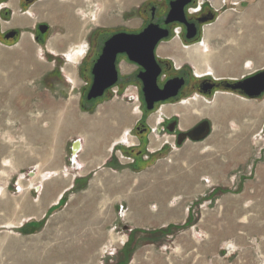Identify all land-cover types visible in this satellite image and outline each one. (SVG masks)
<instances>
[{"label":"rangeland","instance_id":"rangeland-1","mask_svg":"<svg viewBox=\"0 0 264 264\" xmlns=\"http://www.w3.org/2000/svg\"><path fill=\"white\" fill-rule=\"evenodd\" d=\"M246 2L242 6H245ZM224 14L221 15V17H225L224 22H221L218 16L213 22L205 25L210 30L212 29L211 35L205 37L204 27L201 29L200 40H203L204 37L207 39V47L210 48V54L213 55H219L223 49L228 50V43L232 42L231 45L234 46L233 43H237L241 39L242 41L246 40L241 38L246 34L240 20L241 14L235 12L234 9H229ZM42 17L47 19L45 16ZM7 19L5 21L10 22V19ZM219 21L222 24L216 26ZM39 23L40 28L44 29L45 26L49 28L47 20L39 21ZM172 31L159 43L168 46L164 50L166 54L175 53V49L177 50L174 45L169 46L174 38L183 41L180 35L179 38L178 34L174 33L176 29H172ZM26 32H31V30L28 29ZM105 32L101 31L99 35L97 34V38H95L97 42H101V36ZM49 34L50 31L47 33V37ZM185 38L187 39V37ZM0 40L8 48L18 41L14 38L7 42L2 38ZM28 41V44L24 45V50L28 49L30 52L32 50L35 53L38 48L40 59L46 60L44 65L41 61L39 63V71L42 72L47 64H53V59L47 54L48 44ZM256 41H259L258 45H253L254 49H252V45L249 46V52L244 53L240 61L219 60L217 62L221 63L223 67H226L227 64L239 66L240 70L235 72H240L239 75L249 72V69L264 71L262 58L264 57V45L260 44V39H256ZM182 43L183 45L195 44L186 41ZM200 44V50L206 47L204 44L203 47L202 42ZM158 47L160 46L157 43L154 54L159 53ZM178 49L180 48L178 47ZM231 50L234 51L233 48ZM233 54L231 53V56ZM250 54H256L258 59H255L254 56L255 60H250L252 58L249 57ZM214 59L216 58L214 57ZM243 63L245 70L241 69ZM248 63L250 66H247ZM55 65L53 70L45 72L39 78L38 84H33L38 85L40 102L47 103L46 101H51L55 97L56 102L64 104L70 93L64 89L65 83L60 76L59 63L55 62ZM129 65L134 66L133 64ZM217 65L214 63V66ZM8 71L1 72L5 75ZM11 90H13V86H8V95ZM130 90L132 93H136L133 87ZM78 94H80L78 97L79 112H90V114L96 112V102L111 96L105 95L96 101L87 102L85 93L82 94L80 91L76 93V95ZM117 95L122 98V94ZM230 96L237 99L224 96L232 104L227 112L229 115L227 118H234L231 115L238 111L237 104L241 103L242 107L239 110L242 114L244 113L242 117L236 122L226 120L224 126L213 127L212 120L206 119L211 126L207 137L201 141L187 140L181 146L174 145V141H170L174 140L173 135L164 133L157 138L155 133L151 132L148 124L157 110L156 107L147 109L141 106V112L137 108L136 110L132 109L134 113H137L136 116L131 117L130 130L132 132L130 135L137 138L139 144L134 147L133 153L124 150L122 146H117L112 156L101 168H96L95 171L87 173V175L84 174L86 176L80 178L77 176L73 187H68L69 178L58 176L54 182L46 184L43 192L42 188L40 190L36 188L18 189L19 183L22 182L24 189L28 187L27 181L31 178V174H29L31 171L30 158H26V154H29V149L32 146L30 147L25 140L23 124L14 115V109L8 108L5 111V117H2L4 125L0 128V142L2 145H7L6 154L11 156V162L16 166H10L7 173L4 174L6 177L2 175V179H0V191L3 192L0 194V197L3 194L0 202V264H16L15 262L19 258H32V255L38 256L40 259L49 257L45 264H202L198 260L204 256V261L214 260L215 264L236 261L238 254L230 256L224 250L227 246L225 243L228 242V236L225 234L228 235L233 222L239 224L240 219L243 218L240 215L234 217L231 212L227 211L230 210L228 209L230 207L231 210H236L239 214L238 205L234 204H238L240 197V190L236 187L240 174L252 176L255 164L262 163L264 165V108L260 109L261 105L264 107V94L258 98L241 95L246 102L239 100L240 96L238 95L230 94ZM134 101H129L132 108L138 105ZM198 101L194 105H199L200 108L195 111L201 110L202 114L209 113L214 118L213 114L216 113L215 109L219 105L214 104V101L212 102L214 105L211 102L204 103L201 99ZM166 104L163 105L167 107L175 105L169 102ZM256 111L260 115L262 114V125L257 123L256 132L246 131L245 126L250 127V123L254 121L251 113ZM37 112H33L32 115L36 116ZM39 114L37 116L40 118L42 112L40 111ZM34 116L33 120L37 121ZM28 118L30 119V116ZM47 123L45 125L46 121H39L40 127L41 125L44 127L50 125L48 121ZM139 123H144L146 126V131L141 135L135 131V126ZM67 126L65 128L62 125L55 126L56 130L54 131L63 133ZM54 134L47 139V152L53 146V151L58 155L49 157L60 160V162L64 161V166L68 167L69 146L74 136L69 139L62 137L64 139L59 141V135L56 133L54 136ZM260 138H262L261 142ZM147 139L152 143V146H155L150 152L147 150ZM208 139H214V142L208 144ZM231 139H245L254 145L257 143L256 141H259L260 143H257L256 147H263L262 156L246 160L209 155L218 153L217 150L220 148L215 145L217 141H220V145L223 144V141L227 145ZM129 140L132 143L131 139ZM37 141L39 142L37 143ZM43 143L41 139H36L33 147H37L41 152L42 149L44 150V146L47 147ZM251 148L255 149L253 146ZM137 149L141 150L140 155H136ZM233 149L235 148H232V151ZM241 149L243 148L241 147ZM3 158H5V150L0 154V162ZM33 159L34 162L38 161L43 164V167H47L44 165L45 159H42L41 155ZM133 159L134 163L131 162ZM18 165L20 166L18 167ZM70 166H72L71 174L77 175L76 172L80 170L75 169L73 165ZM14 167L19 168V172H14ZM88 169L92 171L93 167L84 168L83 171ZM176 170L177 172L181 171L180 174H182L178 178H176ZM1 172L2 170L0 174ZM212 173H215V176L220 179L216 181V178H210ZM223 173L227 174L228 181L232 183L230 189L222 188L227 187L222 186ZM177 184L182 185L179 188H172ZM159 194H165L163 200ZM262 198L264 200V190ZM224 199H227L226 214L224 213ZM161 208L163 209L161 210ZM242 208L245 210L242 211V215H245L246 207ZM31 221L33 222L29 224ZM5 222H11V224L7 225ZM238 228L239 226L234 229L235 233L238 232ZM198 249H208V251L201 255L198 253ZM58 251H62V253ZM75 252H77L78 258L69 257ZM57 253L64 254V256H56ZM190 253L193 259L189 258Z\"/></svg>","mask_w":264,"mask_h":264},{"label":"crops","instance_id":"crops-1","mask_svg":"<svg viewBox=\"0 0 264 264\" xmlns=\"http://www.w3.org/2000/svg\"><path fill=\"white\" fill-rule=\"evenodd\" d=\"M163 1L164 0H34L32 3H24L23 0H0V39L2 34L8 28L21 30L20 39L9 48L0 40V128L4 125L2 117H5V111L8 108H13L15 111L14 115L17 116L23 124V132L26 137L25 140L30 147L32 146V148L29 149V154H26V158H30L29 165L31 166V171H29V174L32 175L31 178H34L37 173L40 172L43 178L41 182L42 192L47 186L46 184L54 182L58 176L69 178L70 184L68 187H73L77 176L80 178L86 176L87 173L89 174L95 171L96 168H101V166H103L112 156L115 147L120 145L136 146L138 144V139L131 136L129 133L131 128V117L136 116L137 113L132 111V109L136 110L137 107L134 106L132 108V106L129 105L131 96L134 94L130 90L131 87L126 89L122 95L120 94L122 98L116 93H113L109 98L96 102V112L94 114H90V112H79L78 97L80 94L76 95V93L81 91V88L85 85L87 79L91 75L90 67L92 59L84 60L82 65H80V62L82 55L88 46V41L92 43L94 49L99 45V42H97L95 38H97V34L99 35V32L102 31L100 29L139 30L147 22L149 8L153 5H158ZM208 1L215 7H218L220 3L219 0ZM246 1L244 7L235 10V12L241 14L240 20L246 33L241 38H245L246 40H243L245 41L243 42L240 38L241 40L237 43H233L234 46L231 45L232 42L228 43L229 49H223V51H221V53L224 54L214 55L216 59H213V62L215 64H219V62H217L219 60L231 62L240 61L242 55L249 52V46L252 45V49H254L253 45H258L259 41H256V39H260V44L264 45V0ZM226 11L222 12L219 15V18H221V15ZM4 14L9 15L10 22L5 21ZM42 16H45L47 19H44ZM45 20L49 23L48 26L50 31L49 37L46 40L49 48L47 50L59 54L61 58L53 60V64H47L46 68L40 72L39 63L41 61L44 65L46 60L40 59L38 48L34 53L32 50L31 52L28 49L24 50V45L28 44V40H31L30 32L27 33L26 31L37 22ZM224 21L225 19L223 18L222 22ZM204 41H206L208 45V41L205 37L202 40V43ZM173 42L177 43L179 47H188L180 45L176 38L171 41V44ZM200 45L201 44H199V47ZM36 46L39 47V45ZM82 47H84L82 54L80 53L76 58L74 55L76 49ZM232 48L235 52L231 50ZM163 53L164 55L156 52V55L161 58L168 56L173 58L172 54H166L165 51ZM210 53V48L208 47L206 63L217 68V66H214L213 62H211V55L213 54ZM231 53H234V58L231 56ZM254 56L255 59H258L256 54H250L249 57H252L250 60L254 59ZM262 58L264 60V57ZM260 60L262 61L261 58ZM186 61H189L191 64L194 63L192 60ZM55 62H58L60 65L59 72L65 83L64 89L70 93V96L64 104L62 102H56L54 99L55 97L51 101H46L47 103L40 102L38 99L39 91L37 84L39 78L42 77L45 72L53 70L56 67ZM174 62L176 64L175 60ZM219 66L223 65L220 63ZM224 68L221 69L223 70L221 72L216 71L219 75H230L225 72ZM132 70L133 66L124 63V67H122L123 74L131 73ZM1 71H8V73L4 75ZM28 81L31 85L28 84ZM33 83L37 84L35 85ZM8 86H13V90L9 91V95L7 93ZM219 96L220 95H217V97ZM217 97L214 100V104L217 103L219 107L215 109L216 113L213 114L214 118L209 115V113L202 114L201 110L195 111V109L200 108V106L194 105L199 102V97L194 96L193 98L188 99L187 103L186 100H184L183 103L185 104H180L179 107H177L178 105H174L173 107L168 105L167 107V104L165 106L160 105L157 107L152 120L148 124L149 128L151 129V132L153 131L152 133H155V137L158 138L162 134L160 128L162 120L171 115L180 117V129L189 128L202 116H207L212 120V127L224 126L226 120H234L236 122L242 117L244 113L242 114L241 110H239L240 107H242V103L237 104V107H239V109L236 107L238 111H235L234 114L231 115L234 117L233 119H229L227 118L229 117L227 112L230 110V105H232L229 103L230 100L228 99L227 101V99H225V101H223L224 99H222L221 96L219 98ZM239 99L246 102L244 98ZM204 101L206 100L204 99ZM207 103L209 104L208 101ZM84 107L85 106L83 105V109ZM263 108L264 107L261 105L260 109L262 110ZM29 111L30 113L28 114ZM35 111H38L37 115H40V111L42 112L40 118L37 115H32ZM251 114L254 117V121L250 123V127L245 126L244 129L246 131L250 130L256 132L255 127L258 126L257 123L262 125V114L260 115L257 111L252 112ZM28 116H30V119L32 117V119L30 120ZM33 116L35 119L37 118V121L33 120ZM42 120L46 121L45 125L48 124L47 121L50 125L46 127L41 125L40 127L39 121ZM59 125H62L63 128L68 125L65 132L62 133L61 131L60 133L54 131L56 130L55 126ZM54 133L59 135V141L74 136L69 146L70 153L68 167L64 166V161L60 162V160L50 158L52 155L55 157L58 155L53 151V146H51V149L47 152V139H49ZM126 133L128 135H126ZM36 139H41V141L44 142L43 144L47 146H44V150L42 149L41 152L37 147H33ZM76 139L80 142V148L75 157H73V144ZM129 139H131L132 143H130ZM170 141H174L175 145V140L172 139ZM259 141L261 142L262 138H260ZM259 141L256 142L259 144ZM38 142L39 141H37V143ZM212 142H214V139H208V144H211ZM219 142L217 141L218 144L215 143L216 147L220 148L217 150L218 153H210L209 155L211 157H222L227 159L244 158L247 160L259 158L263 154V147L257 148V143L254 145L245 139H231L227 145L224 141L222 145H220ZM146 143H148L147 150L149 152L152 148H155L148 139ZM252 146L255 148L254 150H252ZM241 147L243 149H241ZM232 148L235 149L232 151ZM3 150H5V158H3V160L5 159V164H3V160L2 164L0 162V170L4 168L7 173L10 166L16 165L11 162V156H7L6 154L7 145H2L0 142V154ZM39 155H41L42 159H45L44 165L47 167H43V164L38 161H33V158H38ZM14 156L17 157V155ZM143 159H145V157H143ZM70 165H73L75 169L80 170L76 172L78 173L77 175L71 174L72 166ZM19 166L20 165H18V167ZM263 166L262 163H260V165L255 164L252 176L240 174V178L236 183V187L240 190V197L238 199V204H234L238 205L239 214H237L236 210H231L230 207H228L230 210L227 211V199H224V213L226 214V211L228 213L231 212L232 216L235 217L240 215L241 218H243L240 219L239 224L233 222L228 235L225 234V236H228V242L225 243L227 245L224 249L225 252L230 256L235 253L238 254L236 261L226 262V264H264V200L262 198L264 190ZM87 167H93V170L90 171V169H88L87 171H83L84 168L87 169ZM18 169L19 168L14 167L13 171L19 172ZM249 172L251 173V170ZM180 173L181 171L177 172L176 170V178L182 175ZM210 178H216V181L220 179L215 176V173H212ZM228 179L227 174L223 173V178H221L222 186L225 185L227 187L222 188H231L232 183H230ZM181 185L177 184L172 188H179ZM159 196L163 200L165 194H159ZM242 207H246L247 212L245 215H242V211L244 210ZM162 209L163 208H161V210ZM238 226V232L235 233L234 229ZM225 232L226 230L224 233ZM197 251L198 253H201V255H204L207 253L208 249H198ZM189 255H191V253ZM189 258L193 259L192 255ZM203 258H205V256L201 257L198 261H201L202 264H215L214 260L207 262L204 261Z\"/></svg>","mask_w":264,"mask_h":264},{"label":"flooded vegetation","instance_id":"flooded-vegetation-1","mask_svg":"<svg viewBox=\"0 0 264 264\" xmlns=\"http://www.w3.org/2000/svg\"><path fill=\"white\" fill-rule=\"evenodd\" d=\"M33 1L34 0H23L24 3H32ZM172 1L174 0H164L158 5H153L152 7H150L148 10V14H147L148 16L147 22L141 29L137 31H131L127 29H115V30L100 29L106 32L104 34L105 36L103 35L101 37V40H100L101 42H99V45L97 46L96 49H94V47L92 46V43L88 41V46L85 49L82 55V58H81V62H80V65H82L84 60L92 59L91 67H90L91 75L87 79L85 85L81 88V93L82 94L85 93L84 96L87 102L96 101L97 99H101L102 97H105V95L109 96V95H112L113 93L120 95V94H123L126 89L133 87L135 89L136 95L134 94L135 96L134 95L131 96V100H135L134 102L138 103L137 108L139 110L141 106L143 108L147 107V103H146V100L144 98V93H143L144 83L141 77L142 73L145 71V68L142 65H139L135 62L130 61L125 53L116 54L114 66L117 72V79L115 83L111 87L105 89L102 96L87 99V93L93 81V75H92L93 66L95 65L98 58L102 54L105 41L108 40L114 34L122 33V32L138 33L143 28H145L148 24L154 23V24L159 25L162 28H167L170 33L172 29H176L174 33L178 34L179 38L181 36L183 41H186L188 43H195L192 45L190 44L183 45L182 43L183 41L181 42L180 39H177L178 43L182 46L189 47L193 45H199L202 42V39L200 40L201 29H203V27L205 29V25H207L208 23H211V21L213 22L222 12L228 9L236 10L239 7L240 8L244 7L242 6V4L246 0H237V1L233 0V2H231V0H219L220 3L218 7L213 6L208 0H189L184 5L183 11H184V16L186 18V21L188 23L193 24L194 26V33L190 38H187V39L185 38L186 37L185 34L187 33V31H186V26L184 23H181L179 21H171L168 23L165 22V20L167 19L169 9H170L169 3ZM5 15L6 14H4V19H7V18L10 19L9 15H6V17ZM42 28L43 27L40 28L39 22H37L36 24H34V26L30 28L31 40L33 42L35 43L40 42L42 44L46 42L48 38L47 33L49 32V28H47L45 31H43ZM20 36H21V30L15 29V28H8L2 34L1 38L7 42V41H11L13 38L19 40ZM159 43L160 42H158V45H160ZM47 54L53 60L61 58L59 54H55L49 51H47ZM154 55H155L156 62L160 68V72L156 80L157 86L159 88H162L164 83L167 80H170L175 77L181 78L183 80V84L180 86V88H178V91L175 96H171L164 100L153 102V109H155V107L157 108L159 105H163L168 102L171 104L178 105V106L180 104L183 105L185 104L183 103L184 100H186V103H187V100L193 98L194 96L199 97V99H201V101H203L204 103H207V101H204V99L208 100L209 103L210 102L212 103L216 99L217 95H220L222 97L228 96L230 98L237 99L234 96L233 97L230 96V94H235V95L240 96L238 97V99L242 98L241 95L244 96L245 94L240 88H236L235 85L239 81L244 80L250 76H254L260 72V70L249 69V72L239 75L240 72L235 73L238 71L239 66L237 67V65L231 64V66L233 67L227 72V73L230 72L229 74L231 75L224 76V75H219V73L215 71V67H212V66H211L212 71H208L205 68V65L203 68L199 69L200 71H195V68L189 61L183 60L181 61L180 64L176 65L173 60L174 57L173 58L172 57L161 58L157 56L156 54ZM124 63L134 65L131 73H128V74L122 73V67H124ZM252 66L253 65H251V67ZM241 69L245 70L244 63L242 64ZM227 70H228V67H227ZM258 97H262V94L259 95ZM204 119L210 120L207 116H202L197 121H195L194 124L190 126L189 128L180 129L179 128L180 117L176 115H171L170 117H166L162 120L161 126H160L161 133L173 135L175 143H176L178 138L182 136V134L179 132H188L189 130L193 129L200 121ZM135 129H136L135 131H137L139 135H141L143 134V132L146 131V126L144 123H139L137 126H135ZM131 132L132 131L130 130L129 133L131 134ZM187 140H189V138L186 137V139L181 143V145ZM122 147L124 148V150H128L129 152L133 153L135 145H130V146L122 145ZM140 153H141V150L137 149L136 155H140ZM131 162L134 163V159Z\"/></svg>","mask_w":264,"mask_h":264},{"label":"water","instance_id":"water-1","mask_svg":"<svg viewBox=\"0 0 264 264\" xmlns=\"http://www.w3.org/2000/svg\"><path fill=\"white\" fill-rule=\"evenodd\" d=\"M189 0H174L170 2V9L166 23L179 21L186 26V37L190 38L194 33V26L186 21L183 7ZM46 26L43 31L46 30ZM169 35L167 28H162L157 24L150 23L138 33H117L105 41L102 54L93 66V81L87 93V99L102 96L105 89L111 87L116 79L117 72L114 61L117 53H125L128 59L145 68L141 77L144 83L143 93L147 103V109L153 108V102L164 100L175 96L178 88L183 84L181 78L167 80L162 88L157 86L156 80L160 68L156 62L154 48L158 42ZM236 88H240L248 97H258L264 94V71L239 81ZM173 130V129H172ZM210 122L206 119L200 121L193 129L182 134L175 143L177 146L187 138L191 141H201L210 133ZM77 147V148H76ZM80 148L78 139L73 144L72 155L75 157Z\"/></svg>","mask_w":264,"mask_h":264},{"label":"bare ground","instance_id":"bare-ground-1","mask_svg":"<svg viewBox=\"0 0 264 264\" xmlns=\"http://www.w3.org/2000/svg\"><path fill=\"white\" fill-rule=\"evenodd\" d=\"M223 18H225L224 16H222L221 18H220V21L222 22V20H223ZM222 19V20H221ZM219 20V19H218ZM219 21V23H218V25L216 24V26H219V24H222L221 22ZM212 28V27H211ZM212 30V29H211ZM210 30V28L209 27H205V29H204V33H205V37H207V36H209V35H211V32H213V31H211ZM205 45L206 47L208 46L207 45V43H206V41H204L203 43H202V45ZM172 46V45H174L175 47H177V50L175 49V53H172V55H173V57H174V60L176 61V65L178 64V63H180L181 61H183V60H192L194 63L192 64L193 65V67L195 68V71H200L199 69H201V68H203L204 67V65H205V68L208 70V71H212V67L208 64V63H206V61H207V49H208V47H207V49H203V48H201V50L199 49V45H193V46H189V47H185V49L184 48H182V47H179L178 46V44L177 43H170L169 44V46ZM204 45H203V47H204ZM160 47H158V50H159V53H162V55H164V50H166V48L168 47V46H166V45H162V44H160L159 45ZM80 47V46H79ZM178 47L180 48V49H178ZM83 48L84 47H82V48H78V49H76V53L74 54L75 55V57L77 58L78 56H79V54L81 53L82 54V52H83ZM195 52V53H194ZM197 55H198V57H197ZM72 56V55H71ZM73 58V57H72ZM212 58L214 59V55H212ZM212 59V60H213ZM213 64H214V62H213ZM215 65H217V64H215ZM247 66H250V63H248L247 64ZM227 67H228V70H227ZM233 66H231L230 64H228L227 66H226V68H224V67H222V66H219V65H217V68H215V71L217 70L218 72H221V71H223V70H221V69H223L224 68V70H225V72H228L231 68H232ZM216 71V72H217ZM230 73V72H229ZM135 95H136V93H135ZM217 97V96H216ZM220 97V96H219ZM219 97H217V98H219ZM221 98L222 99H226V98H223L222 96H221ZM221 98H220V100H221ZM195 99H197V98H195ZM206 101H208V100H206ZM223 101H225V100H223ZM227 101H228V99H227ZM126 135H128L127 133H126ZM124 137V136H123ZM77 148V147H76ZM1 164H2V162H1ZM3 164H5V159L3 160ZM2 170V172H1V174H0V179H2V175H4V174H6L5 172H6V170H4V168H2L1 169ZM0 170V171H1ZM5 176V175H4ZM32 176V175H31ZM30 176V177H31ZM6 177V176H5ZM21 180V179H20ZM37 180V181H36ZM42 180H43V178H42V175L40 174V172H38L37 173V175L34 177V178H30L27 182H28V187H26L25 189H24V184H22V183H19V187H18V189L19 188H22L23 190H26V189H29L30 187L31 188H36L37 190H39L41 187H42V184H41V182H42ZM34 181H36V182H34ZM1 190V189H0ZM1 193H3L2 191H0V194ZM3 196V194L1 195V197H0V202H1V198H3L2 197ZM7 225H10L11 224V222H7L6 223ZM31 252V251H30ZM58 252H61L62 253V251H58ZM33 253V252H32ZM41 254V253H40ZM50 254V253H49ZM77 252H75L73 255L71 254V256H69V257H73L74 258V256L75 257H77ZM80 254V253H79ZM55 255V254H54ZM56 256H61V257H63L64 256V254H60V253H57L56 254ZM32 258H25V257H23V258H19L18 260H17V262H15L16 264H24V263H32V262H35L36 264H45L46 262H48L47 260H48V258L49 257H45V259H40L38 256H31ZM65 257H67V256H65ZM78 258V257H77ZM68 259V258H67ZM76 259V258H75ZM67 264V263H66Z\"/></svg>","mask_w":264,"mask_h":264},{"label":"trees","instance_id":"trees-1","mask_svg":"<svg viewBox=\"0 0 264 264\" xmlns=\"http://www.w3.org/2000/svg\"><path fill=\"white\" fill-rule=\"evenodd\" d=\"M32 222H33V221L29 222V224L32 223ZM29 224H28V225H29Z\"/></svg>","mask_w":264,"mask_h":264}]
</instances>
